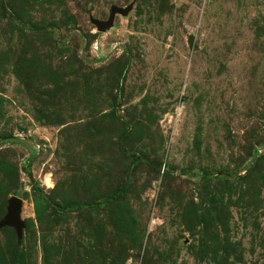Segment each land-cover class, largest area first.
Returning <instances> with one entry per match:
<instances>
[{
    "label": "rangeland",
    "instance_id": "rangeland-1",
    "mask_svg": "<svg viewBox=\"0 0 264 264\" xmlns=\"http://www.w3.org/2000/svg\"><path fill=\"white\" fill-rule=\"evenodd\" d=\"M14 196L0 264H264V0H0Z\"/></svg>",
    "mask_w": 264,
    "mask_h": 264
},
{
    "label": "water",
    "instance_id": "water-1",
    "mask_svg": "<svg viewBox=\"0 0 264 264\" xmlns=\"http://www.w3.org/2000/svg\"><path fill=\"white\" fill-rule=\"evenodd\" d=\"M128 8L124 9L119 6H113L111 8L110 17L108 20L93 19V22L97 25L99 30L106 31L110 29L113 24L117 13H127ZM22 205L21 198L14 196L9 203V210L5 218L1 221L0 227L13 226L17 230L19 237L22 236L25 222L22 219Z\"/></svg>",
    "mask_w": 264,
    "mask_h": 264
}]
</instances>
